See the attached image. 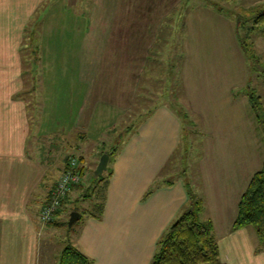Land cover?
Instances as JSON below:
<instances>
[{
  "label": "crops",
  "instance_id": "1",
  "mask_svg": "<svg viewBox=\"0 0 264 264\" xmlns=\"http://www.w3.org/2000/svg\"><path fill=\"white\" fill-rule=\"evenodd\" d=\"M189 3L0 0V264H39L42 234L46 232L48 241L55 225L42 224L40 209L73 148L81 154L87 151L75 139L83 138L81 133L88 130L96 114L107 121L112 113H127L136 97L144 98L141 91L145 87L139 89L138 77L145 73L146 82L151 81L152 59L161 55L155 43L167 24L174 33L166 32L165 40L176 35L172 22L180 17L177 10L185 7L203 15L190 13L194 41L211 40L208 34L195 35L198 25L202 28L215 22L226 25L228 37L235 36L234 22L225 15L203 0H194L193 8ZM168 17L172 18L169 23ZM178 32H183L181 26ZM233 45L239 46L237 38ZM183 49L175 55L190 57L192 62L183 67L188 110L174 108L163 90L158 99L147 98L153 107L111 151L105 182L94 193L93 214L97 217L80 215L73 225L68 244L91 264H151L160 238L189 205L188 188L201 198L199 218L211 222L220 264H264V247H260L254 227L233 228L240 198L264 161V131L248 92L236 94L231 83L217 84L207 92V100L218 102L217 107L198 101V91L189 79L196 73L217 70H202L195 60L197 51ZM165 63L159 62L158 67L163 74L166 69L160 67ZM160 81L158 77L153 83L159 91ZM50 83L67 85L72 94H57ZM43 103L46 109L40 110ZM242 129L246 137H239V143L228 152L229 134ZM51 139L59 143L55 159ZM215 143L220 145L214 147ZM181 147L184 151L179 153ZM195 147L202 186L194 193L186 175L176 172L172 161L188 157V153L192 159ZM81 158L79 155L77 160Z\"/></svg>",
  "mask_w": 264,
  "mask_h": 264
},
{
  "label": "rangeland",
  "instance_id": "2",
  "mask_svg": "<svg viewBox=\"0 0 264 264\" xmlns=\"http://www.w3.org/2000/svg\"><path fill=\"white\" fill-rule=\"evenodd\" d=\"M193 1L194 0H190L188 6H191L193 8V5H195ZM203 1L212 6V8H214L216 11L218 10L220 13L225 15V18L233 21L234 25L232 24V27L234 26L235 28V36L237 29H239L241 37H243L244 46L248 50L249 54L258 56V60H260V62H264V36H260L257 33H249L253 18L259 12L264 10V0ZM167 11H169V9ZM196 11L197 10L187 9L185 7L177 10L178 14H180L181 12L182 17L180 14V17L172 22H175L174 26L177 31L175 32L176 35L173 36L172 34L168 38V40H165L166 38H164L166 36V32L168 34L170 32L174 33V30L173 32L171 31L169 24H167L162 28V30H160V34L158 35V39L155 44L159 48V52H161V58L159 56V58L154 57L155 59H152V62H155V66L152 67V71L150 73L151 81L149 82V84L146 82L145 73H143L140 78L138 77V80H140L139 89L142 88V86L145 87V89L141 91L144 92V98L140 99L139 97H136L134 106L127 113L123 115L112 113L109 120L107 121L99 120V116H97L96 114L95 120L92 122V124L90 123L88 130L86 128V132L81 133L80 136H82L83 138L75 139V143H77L78 146L81 145V147L85 149L87 148L85 154H81V152L76 150L77 148H73L75 151H73L70 156V158L75 159H78L79 155L83 156V158L79 160V163L83 168L81 169L82 187L78 191H75L74 194L72 192L73 195L71 194L72 197L70 201H67L64 204L62 210L55 216V221L57 223H55V225L52 227L53 233L48 235V241H46V232H44L45 234H42V238L40 239L39 264H58L60 251L65 245L69 243L70 239H68V237H70L71 233L73 232V228L69 230L68 225H66L69 220V214L71 212L76 211L82 216L87 215L88 213L96 212V208L93 205L95 202L96 194L92 196L93 191H91V193L87 192L89 193V196L87 197L85 196L86 193L84 192V190L90 191V186L93 184L92 177L101 157L100 153L103 150L111 151L114 148L117 149V147H119V145H121V143L125 141V137L129 134V130H132L134 127H136V125L141 121L140 118L144 117V113L148 109L153 107L152 102H148L149 100L146 99L151 98L153 99V101L155 99H158L159 92L162 93L163 90L164 94L168 93V102L173 104L172 106L174 108H178L179 111H182L183 109L188 110V107L185 104V101L187 99L185 96L186 91L184 87V76H186L187 73H183V67L185 66V64L190 65L192 62H190V57L176 56L180 55L182 47L185 48L183 50L188 49L193 51V53L197 51L198 55L195 57V60H197V63L200 65L202 70L203 67H213L217 70L215 71V73L206 74V72L204 71L201 73H196L194 77L189 79V83L194 84L195 91H198L195 94V97L198 98L199 102H204V106L210 107L212 109L213 106L217 107V105L219 104L218 102L213 103L212 100H207V92L212 91V89H214L217 84L230 85L231 83L235 85L233 91L236 94L239 92L240 94H242L244 91H251L252 93H254V95L258 97V101L260 102L261 108L264 111V77L259 71L253 69L251 64L246 61L247 59H243L244 54L242 53L241 48L239 46L238 48L237 45H233L234 42L236 43L237 37L233 35L231 37H228L226 25L219 24L217 22H215L214 25L209 24L202 26V28H200V25H198V30L196 32L197 35L195 36L197 37L201 33L208 34L212 36L211 40H204L201 42L199 40L194 41V38H191V36H193L192 34L194 30H192V28L194 27V24L192 28L189 25L190 20L192 21V19H190L192 18L190 13H192L195 17L197 15L203 16L202 14H197ZM171 21V17L166 18L167 23ZM179 26L183 28V32H178ZM172 28L174 29L173 25ZM39 34L41 35L40 32H38V35ZM179 36L182 37V40H179ZM181 44L183 45L182 47ZM193 44L198 46L194 48ZM180 49L181 51H179ZM237 52H240L241 55H238ZM163 55L166 57H164ZM45 60H47V58ZM163 60H165L166 65L165 67L160 68L166 69V73L164 74L163 72L158 71L159 62L160 65H163ZM52 64L53 62L50 63L49 66H51ZM171 65L173 66L172 72H170ZM45 71L46 69H44L42 72ZM42 72H39L40 79L43 76ZM188 74H190V72ZM46 75L51 76L52 74ZM59 76L61 77V75ZM158 77H160L161 85L164 86H160V91L159 88L153 84L154 80H157ZM59 81L63 82L62 79H60ZM39 85L40 88H42V84ZM50 85L54 92L57 91V94H72L71 87H68L67 85L58 86L54 83H50ZM166 87L167 91H165ZM141 92L138 91V94L142 95L143 93ZM41 95L42 94L40 93V97ZM179 103L182 104V106ZM206 103H208V106L206 105ZM39 107L40 110L42 108L46 109V105L44 103L42 105L40 104ZM99 107L98 109L101 110ZM194 120L196 121L195 118ZM196 122L198 123V121ZM258 124L259 127L263 130V126L260 125L259 122ZM190 129V131L194 130V128H192L191 126ZM242 131L244 130L242 129L241 132H237L236 134H229L230 140H228L227 142L228 145L225 143L226 150L228 152H230L235 144L239 143V137H246V135ZM193 137L194 135L192 134L190 138ZM51 140L53 143H51L53 153L51 155H53L55 159L58 156V154L55 153V150L59 148V143H57V141H53V139ZM72 140L74 141V139ZM218 145L220 144L215 143L214 147ZM62 146H65V149L62 150H67V145ZM193 150L194 151L192 152V159H190L191 155H189L188 153V157L186 154L180 160L174 159L172 163L176 172L180 174L184 173L186 175V182L190 184L193 192L195 193V191H199V186L202 183L200 178V165L197 158L199 154L198 147L193 148ZM91 151H93V156ZM183 151V147H181L179 153ZM91 156L92 159H90ZM104 172L105 173L103 174V176H106L107 172ZM198 198L201 199L199 196Z\"/></svg>",
  "mask_w": 264,
  "mask_h": 264
},
{
  "label": "trees",
  "instance_id": "3",
  "mask_svg": "<svg viewBox=\"0 0 264 264\" xmlns=\"http://www.w3.org/2000/svg\"><path fill=\"white\" fill-rule=\"evenodd\" d=\"M249 33H257L260 36H264V10L253 18ZM236 37L247 61L253 69L259 71L264 77V62H260L258 56L249 54L244 46L243 37H241L239 29L236 31ZM170 68V72H172L173 66L171 65ZM247 97L256 119L264 130V111L261 108L258 97L251 91L248 92ZM184 114L183 112L182 116L185 118ZM114 150L115 148L111 151L113 152ZM111 151L106 153L109 157L112 155ZM81 169L83 168H80V172ZM104 178L106 176H103V174L99 176L93 174V184L90 186V191L84 190L85 196L88 197L91 191L94 194L95 190H98L101 184H104ZM81 187L82 180L79 184L72 187L71 191L63 199L62 206L68 200L69 194L79 190ZM188 197L189 205L160 238L151 264H220L218 247L212 233L211 222L209 220L203 221L199 218L202 212V201L189 188ZM100 209L101 205L98 206L97 210ZM59 212L58 210L57 214ZM90 214L94 215L93 213ZM96 215L94 217H97ZM51 223L57 222L53 220L48 224ZM245 226L254 227L260 247H264V161L261 169L251 178L238 204L237 217L233 223V228L239 229ZM68 228L71 230L73 226ZM58 264H91V261L71 244H67L61 251Z\"/></svg>",
  "mask_w": 264,
  "mask_h": 264
},
{
  "label": "built area",
  "instance_id": "4",
  "mask_svg": "<svg viewBox=\"0 0 264 264\" xmlns=\"http://www.w3.org/2000/svg\"><path fill=\"white\" fill-rule=\"evenodd\" d=\"M81 164L75 158H69L66 166L49 192L47 202L39 212L42 224H48L55 219L57 211L62 207L63 199L71 191L72 187L81 182Z\"/></svg>",
  "mask_w": 264,
  "mask_h": 264
},
{
  "label": "water",
  "instance_id": "5",
  "mask_svg": "<svg viewBox=\"0 0 264 264\" xmlns=\"http://www.w3.org/2000/svg\"><path fill=\"white\" fill-rule=\"evenodd\" d=\"M108 160H109V155L104 153L101 155L100 159H99V162L97 164V167L94 171V175L95 176H99L101 175L107 168V163H108ZM80 217V214L76 211L74 212H71L69 214V220L67 222V225L68 227H71L74 225V223L79 219Z\"/></svg>",
  "mask_w": 264,
  "mask_h": 264
}]
</instances>
